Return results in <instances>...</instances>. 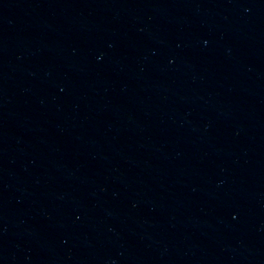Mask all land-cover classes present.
Wrapping results in <instances>:
<instances>
[{
  "label": "water",
  "instance_id": "95a60500",
  "mask_svg": "<svg viewBox=\"0 0 264 264\" xmlns=\"http://www.w3.org/2000/svg\"><path fill=\"white\" fill-rule=\"evenodd\" d=\"M264 154V0H6Z\"/></svg>",
  "mask_w": 264,
  "mask_h": 264
}]
</instances>
